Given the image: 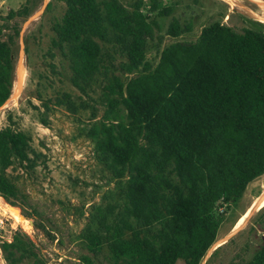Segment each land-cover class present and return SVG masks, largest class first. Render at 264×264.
<instances>
[{
    "label": "trees",
    "instance_id": "obj_1",
    "mask_svg": "<svg viewBox=\"0 0 264 264\" xmlns=\"http://www.w3.org/2000/svg\"><path fill=\"white\" fill-rule=\"evenodd\" d=\"M61 1L50 50L67 60L80 94L63 91L43 106L53 102L74 116L77 136L90 142L112 182L90 203L78 233L87 250L80 264H101L100 254L106 264H199L226 207L264 172V23L248 19L237 31L212 21L195 40L164 45L153 63L148 42L160 30L157 18L171 14V0ZM33 6L27 0L9 9L0 25V106L11 92L19 32L7 21ZM190 28L171 17L166 34ZM36 156L27 133L0 128L5 202L16 205L20 194L8 168H32ZM0 254L5 264H43L19 231L0 242ZM242 264H264V239Z\"/></svg>",
    "mask_w": 264,
    "mask_h": 264
},
{
    "label": "rangeland",
    "instance_id": "obj_2",
    "mask_svg": "<svg viewBox=\"0 0 264 264\" xmlns=\"http://www.w3.org/2000/svg\"><path fill=\"white\" fill-rule=\"evenodd\" d=\"M30 1L34 6L26 17L7 21L8 25L18 26L19 32L12 47L11 92L0 106V128L11 125L27 133L37 156L32 168L16 166L7 170L20 194L16 205L0 197V242L10 240L12 234L19 231L33 241L43 264H80L79 256L87 250L78 233L90 203L98 201L102 191L112 182L94 160L90 142L77 136L74 116L53 102H48V109L43 106L44 101L60 92H69L73 97L80 93L70 83L67 60L57 50H50L54 35L51 24L60 19L63 1ZM130 1L122 0L126 6ZM26 2L0 0V25L5 22L4 16L9 9L15 10ZM48 2L51 4L47 9ZM171 2V14L157 18L160 30L148 42L146 57L153 63L164 45L175 40L193 41L201 27L212 21H220L237 31L248 25V19L264 23V0ZM171 17L178 18L182 25L189 23L190 30L177 38L166 34ZM18 64L22 66V74L17 88ZM87 114L83 112L80 117ZM118 118L126 121L122 106ZM165 173L176 181L170 168ZM261 191L264 193V172L248 182L242 196L226 207L215 241L199 264H242L251 257L264 239V208H258L264 205V195L257 207L253 205L261 199L258 197ZM98 261L106 264L102 254ZM0 264H5L1 254ZM174 264L184 262L177 259Z\"/></svg>",
    "mask_w": 264,
    "mask_h": 264
},
{
    "label": "bare ground",
    "instance_id": "obj_3",
    "mask_svg": "<svg viewBox=\"0 0 264 264\" xmlns=\"http://www.w3.org/2000/svg\"><path fill=\"white\" fill-rule=\"evenodd\" d=\"M17 74H18V78H17V86L16 87L18 88L20 80H21V74H22V66L20 64H18V66H17ZM17 88H16L15 92L17 91ZM263 195H264V193H263V191H261L260 195H258V197L261 199L256 200L255 204H253L255 207H257L259 205V203L261 202V200L263 198ZM258 208H261V207H258ZM15 219L18 220L17 218H15ZM215 244H218V242H216Z\"/></svg>",
    "mask_w": 264,
    "mask_h": 264
}]
</instances>
